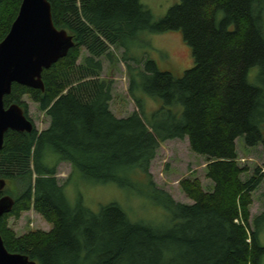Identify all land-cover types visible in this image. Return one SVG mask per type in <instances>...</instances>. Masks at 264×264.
<instances>
[{
    "label": "trees",
    "instance_id": "1",
    "mask_svg": "<svg viewBox=\"0 0 264 264\" xmlns=\"http://www.w3.org/2000/svg\"><path fill=\"white\" fill-rule=\"evenodd\" d=\"M21 2L0 0V42ZM49 3L54 27L74 45L42 71L43 91L13 83L3 99L5 108L21 106L27 95L50 119L39 134H4L0 178L22 184L12 209L0 218L5 249L36 264H261L264 214L250 230L249 207L263 175L256 169L241 181L248 171L237 164L236 140L243 138L249 148L264 143V0H179L158 21L139 0ZM172 31L181 33L192 66L176 77L152 60L138 63L139 82L131 78L129 93L140 114L115 118L110 82L100 79L97 60L112 61L106 44L128 50L142 32ZM82 47L89 56L78 64ZM254 67L256 85L248 82ZM137 86L162 101L149 119L133 93ZM173 139H187L191 152L206 158L209 191L197 178L179 183L189 205L157 190L147 171L159 144ZM51 154L57 156L52 165L46 160ZM60 162L70 164L71 177L77 173L85 182L143 196L162 210V219L132 221L115 202L96 212L80 200L71 205L56 180ZM137 173L145 176L143 184L134 183ZM30 210L51 230L18 237L7 220Z\"/></svg>",
    "mask_w": 264,
    "mask_h": 264
},
{
    "label": "rangeland",
    "instance_id": "2",
    "mask_svg": "<svg viewBox=\"0 0 264 264\" xmlns=\"http://www.w3.org/2000/svg\"><path fill=\"white\" fill-rule=\"evenodd\" d=\"M139 2L150 11L153 21H158L171 7L178 4L179 0H139ZM106 46L107 54H111L112 61H108L105 57L97 58V60L101 63L100 79L110 82L109 111L117 119L127 118L134 112L140 114L129 93L131 78L139 82L136 75L138 63L142 65V61L152 60L159 70L168 71L176 77H180L192 66L190 49L184 43L179 31L161 34L142 32L128 50L118 49L109 44ZM88 56L89 53L82 47L77 63L79 64ZM257 76L258 68L254 67L248 73V82L256 85ZM133 93L141 100L143 117L146 119H149L150 115L162 106L160 99L145 95L139 86L133 89ZM22 102L24 104L21 106L14 105L19 106L26 114L25 117L31 122L34 131L38 134L45 131L49 127L50 119L38 109V105L29 96H23ZM236 152L238 166L248 171L241 175V181H246L256 169H260L263 175L261 183L251 193L249 227L253 230V220L264 214V143L249 148L244 146L243 138H238ZM56 158V155L51 154L46 160L52 165L56 162ZM205 166L206 158L192 153L187 139H173L159 144L147 171L151 177V183L157 190L166 192L176 203L189 205L192 202L182 192L179 183L183 179L197 178L204 190L209 191L211 183L206 179ZM55 170L57 183L62 186L71 205H75L80 200L86 208L96 212L99 206L115 202L132 221L159 222L158 220L162 219L164 214L162 210L150 204L141 195L120 189L114 184L95 185L85 182L77 176V173L71 177V167L67 162L58 163ZM35 177L33 175L32 184ZM4 181L5 186L1 192L3 196L10 197L14 202L22 190V184L13 179ZM133 181L143 184L146 178L143 174L137 173ZM7 227L18 237L38 230L43 232L51 230V225L33 210L22 213L18 219L8 218ZM259 242L264 246V231L259 235ZM261 264H264V257Z\"/></svg>",
    "mask_w": 264,
    "mask_h": 264
},
{
    "label": "water",
    "instance_id": "3",
    "mask_svg": "<svg viewBox=\"0 0 264 264\" xmlns=\"http://www.w3.org/2000/svg\"><path fill=\"white\" fill-rule=\"evenodd\" d=\"M74 45L66 31L54 27L49 0H22L8 34L0 42V150L8 130L30 133L31 122L17 105L5 108L3 99L13 83L43 91L41 74L63 58ZM5 181L0 179V191ZM13 200L0 198V218ZM0 264H36L27 256L9 253L0 236Z\"/></svg>",
    "mask_w": 264,
    "mask_h": 264
}]
</instances>
